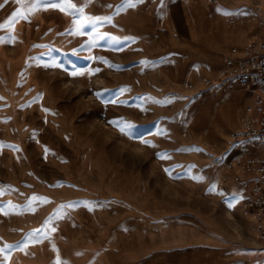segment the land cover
Returning a JSON list of instances; mask_svg holds the SVG:
<instances>
[{
    "label": "rangeland",
    "instance_id": "1",
    "mask_svg": "<svg viewBox=\"0 0 264 264\" xmlns=\"http://www.w3.org/2000/svg\"><path fill=\"white\" fill-rule=\"evenodd\" d=\"M71 3L0 0V264H264L206 89L264 0Z\"/></svg>",
    "mask_w": 264,
    "mask_h": 264
},
{
    "label": "built area",
    "instance_id": "2",
    "mask_svg": "<svg viewBox=\"0 0 264 264\" xmlns=\"http://www.w3.org/2000/svg\"><path fill=\"white\" fill-rule=\"evenodd\" d=\"M251 9L262 10L255 4ZM206 89L253 94L255 105L246 108L242 128L229 133L221 154L211 156V166L218 172L212 180L225 185L233 178L244 190L248 195L244 210L264 240V42L247 45L240 58H228Z\"/></svg>",
    "mask_w": 264,
    "mask_h": 264
},
{
    "label": "crops",
    "instance_id": "3",
    "mask_svg": "<svg viewBox=\"0 0 264 264\" xmlns=\"http://www.w3.org/2000/svg\"><path fill=\"white\" fill-rule=\"evenodd\" d=\"M234 33H236L237 35L240 36V40H238V41L233 40V42H235L238 45V48L234 47L231 51V54H229L228 56H226L224 58V61L221 65L219 71L224 67L225 61L228 58H240V57H242L244 55L246 45L249 42H251V41H261V42L263 41L264 42V23L256 22L252 18H249L246 27L239 28ZM239 92H242V90L239 89ZM233 95H235V96L237 95V97H241L242 102L244 99L247 100L249 102L248 106L255 105L253 94L250 92L245 91L244 94L243 93H234ZM242 102L240 101V103H242ZM256 113H257V110H256ZM245 116H246V113H245ZM232 175H234V174H232ZM230 182H232V181H230ZM230 184H232V183H228V186H231ZM241 191L244 192V190H242V189H241Z\"/></svg>",
    "mask_w": 264,
    "mask_h": 264
},
{
    "label": "snow or ice",
    "instance_id": "4",
    "mask_svg": "<svg viewBox=\"0 0 264 264\" xmlns=\"http://www.w3.org/2000/svg\"><path fill=\"white\" fill-rule=\"evenodd\" d=\"M67 2H69V6L70 7H78V6H76V5H73L72 3H71V0H67ZM125 2H129V0H125ZM63 10V9H62ZM225 14H233V13H230V12H226ZM145 143H147V142H145ZM39 230H37V232H38ZM35 234V233H34ZM8 247H10V246H8ZM0 251H2V249H0Z\"/></svg>",
    "mask_w": 264,
    "mask_h": 264
},
{
    "label": "bare ground",
    "instance_id": "5",
    "mask_svg": "<svg viewBox=\"0 0 264 264\" xmlns=\"http://www.w3.org/2000/svg\"><path fill=\"white\" fill-rule=\"evenodd\" d=\"M261 9V8H260ZM217 140V139H216Z\"/></svg>",
    "mask_w": 264,
    "mask_h": 264
}]
</instances>
